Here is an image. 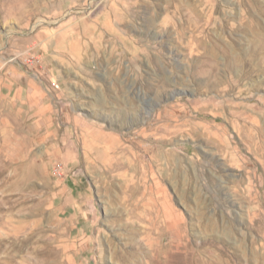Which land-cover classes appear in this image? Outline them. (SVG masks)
Returning a JSON list of instances; mask_svg holds the SVG:
<instances>
[{"label":"rangeland","instance_id":"obj_1","mask_svg":"<svg viewBox=\"0 0 264 264\" xmlns=\"http://www.w3.org/2000/svg\"><path fill=\"white\" fill-rule=\"evenodd\" d=\"M0 264H264V0H0Z\"/></svg>","mask_w":264,"mask_h":264},{"label":"bare ground","instance_id":"obj_2","mask_svg":"<svg viewBox=\"0 0 264 264\" xmlns=\"http://www.w3.org/2000/svg\"><path fill=\"white\" fill-rule=\"evenodd\" d=\"M262 49V48H261ZM255 53V52H254ZM257 53V52H256ZM252 54V53H251ZM237 60V59H236ZM239 63V62H238ZM172 117H173V114L172 113H165V115H164V121H163V124L162 125H160V126H158V127H156L154 130L156 131V132H170V130L168 129L169 128V126H170V124H169V121L172 119ZM196 126V125H195ZM207 130V129H206ZM171 213H168V215H167V217L169 218V215H170ZM153 219V218H152ZM155 219V218H154ZM169 221V220H168ZM167 221V222H168ZM155 224V223H154ZM151 225V224H150ZM173 225V227L174 228H178V225H176L175 223L174 224H172ZM166 227V226H165ZM167 228V227H166ZM174 233V232H173ZM174 235H176V233H174ZM183 235V234H182ZM160 236V235H159ZM162 238V237H161ZM162 240V243H165L164 241H163V238L161 239ZM171 243V242H170ZM160 245V244H159ZM161 246V245H160ZM165 246V245H164ZM211 251V250H210ZM211 254V253H210ZM159 258V257H158ZM209 258V257H208ZM153 261V260H152ZM203 262V261H202ZM207 262V261H206ZM217 262V261H216Z\"/></svg>","mask_w":264,"mask_h":264}]
</instances>
